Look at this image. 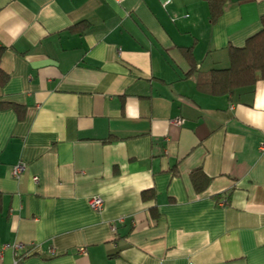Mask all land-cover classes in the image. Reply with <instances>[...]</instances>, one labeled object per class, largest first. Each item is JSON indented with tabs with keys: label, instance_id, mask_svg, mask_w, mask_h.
Wrapping results in <instances>:
<instances>
[{
	"label": "crops",
	"instance_id": "crops-1",
	"mask_svg": "<svg viewBox=\"0 0 264 264\" xmlns=\"http://www.w3.org/2000/svg\"><path fill=\"white\" fill-rule=\"evenodd\" d=\"M262 13L264 0H226L214 22L206 0H0V264H264V80L196 86Z\"/></svg>",
	"mask_w": 264,
	"mask_h": 264
},
{
	"label": "trees",
	"instance_id": "trees-1",
	"mask_svg": "<svg viewBox=\"0 0 264 264\" xmlns=\"http://www.w3.org/2000/svg\"><path fill=\"white\" fill-rule=\"evenodd\" d=\"M210 11V21L214 22L222 13L226 0H206ZM260 28L247 37L241 47L230 49L229 64L225 68H212L208 72L199 73L196 86L210 95H226L235 89L249 87L258 79L264 80V13L260 17ZM4 47H0V57ZM194 66H192V71ZM6 75L0 69V84ZM190 180L196 190H201L209 178L200 170L190 173ZM152 192L148 194L151 195ZM144 195V194H143ZM154 218L156 214H152Z\"/></svg>",
	"mask_w": 264,
	"mask_h": 264
},
{
	"label": "built area",
	"instance_id": "built-area-1",
	"mask_svg": "<svg viewBox=\"0 0 264 264\" xmlns=\"http://www.w3.org/2000/svg\"><path fill=\"white\" fill-rule=\"evenodd\" d=\"M115 1H120V0H115ZM174 123L176 124H179L180 121L179 120H174ZM259 149L260 151L264 152V142H262L260 145H259ZM22 171V165L20 163H17V164H14L12 167H11V174L13 177H18L19 174L21 173ZM33 180L37 182L38 178L37 177H33ZM220 205H223L224 204V201H220L219 202ZM88 205L90 206L91 209L95 210V211H100L103 207V200L101 197L97 196V195H94V196H91L89 199H88ZM11 248H13L14 250H24L26 251V249L29 247V249H32L35 247V244L34 243H29L28 245H25L23 243H20V242H16V243H12L9 245ZM49 252L51 254L54 253V251L52 249L49 250ZM17 259L18 257H16V261L14 264H17Z\"/></svg>",
	"mask_w": 264,
	"mask_h": 264
}]
</instances>
